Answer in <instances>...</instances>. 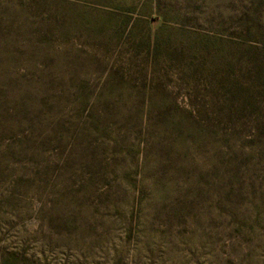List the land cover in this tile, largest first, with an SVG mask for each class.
Instances as JSON below:
<instances>
[{"label":"rangeland","instance_id":"1","mask_svg":"<svg viewBox=\"0 0 264 264\" xmlns=\"http://www.w3.org/2000/svg\"><path fill=\"white\" fill-rule=\"evenodd\" d=\"M0 264H264V0H0Z\"/></svg>","mask_w":264,"mask_h":264}]
</instances>
